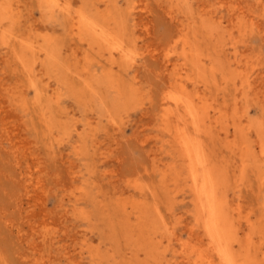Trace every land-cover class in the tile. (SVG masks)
Wrapping results in <instances>:
<instances>
[{
	"label": "rangeland",
	"instance_id": "1",
	"mask_svg": "<svg viewBox=\"0 0 264 264\" xmlns=\"http://www.w3.org/2000/svg\"><path fill=\"white\" fill-rule=\"evenodd\" d=\"M44 1L0 0V264H217L182 128L264 264V0Z\"/></svg>",
	"mask_w": 264,
	"mask_h": 264
},
{
	"label": "bare ground",
	"instance_id": "2",
	"mask_svg": "<svg viewBox=\"0 0 264 264\" xmlns=\"http://www.w3.org/2000/svg\"><path fill=\"white\" fill-rule=\"evenodd\" d=\"M47 1V0H45ZM44 1V2H45ZM51 1V0H49ZM48 2V1H47ZM53 3V2H51ZM56 4V3H55ZM67 4V3H66ZM47 5V4H46ZM49 5V4H48ZM49 7V6H48ZM61 9V8H60ZM65 9V7H64ZM68 9V8H67ZM63 10V8H62ZM61 14V13H60ZM69 15V14H68ZM86 15L85 13L83 14L81 11L78 12V14L76 16H74L70 21L69 23L71 24V27H70V24L68 23V28H70V32H72L75 36L77 35H80L82 34V32L84 33V31H86V27H89V29H93L92 30V33L94 32L95 30V24L93 25L92 23L89 24L88 22V26H87V23L85 22V16ZM11 16V15H10ZM69 18H67L68 20ZM89 21V19H88ZM68 22V21H67ZM91 22V21H90ZM92 22L94 23V21L92 20ZM67 28V29H68ZM101 28V27H100ZM99 28V29H100ZM103 30V28H102ZM101 31V30H100ZM91 32V31H90ZM89 32V33H90ZM71 33V34H72ZM94 33H97L94 32ZM93 33V34H94ZM99 34V36H101L102 34H100L99 32L97 33ZM97 34H94L95 36ZM104 34V33H103ZM82 36V35H81ZM98 36V35H97ZM110 36V35H109ZM105 36H103L104 38ZM85 38V36H84ZM111 38V37H110ZM87 39V38H86ZM106 39V38H105ZM104 39V40H105ZM48 40V39H46ZM82 40V39H81ZM103 40V41H104ZM110 40V39H108ZM45 41V39H44ZM51 41V40H50ZM47 41H45L46 43ZM106 40L104 41V44H105ZM107 45V43H106ZM30 47V46H29ZM34 47V46H33ZM112 47V46H111ZM119 46L117 45V48ZM113 48V47H112ZM116 48V47H115ZM114 51H117L114 50ZM122 49L120 50V53H123L121 52ZM119 54V53H117ZM122 55V54H121ZM89 86H92V85H89ZM88 87V86H87ZM88 88H91V87H88ZM100 88V87H99ZM112 90V89H111ZM95 91V90H94ZM182 91V90H181ZM112 92V91H111ZM172 94L173 92L170 91ZM113 93V92H112ZM168 92V94H171ZM94 94L96 95V92H94ZM166 93L165 95H167L165 97V100H167V102L169 101L170 103H172V105H174L175 108H183L184 110V113L188 119H190V122H191V126H195L194 124V121L196 120L197 118V114L196 111H195V104H194V108L189 104V102H187L184 98L182 97H179V96H176L175 93L174 95H169ZM182 94H184L182 92ZM185 96V94L183 95ZM95 97V96H94ZM186 97V96H185ZM164 101V99H163ZM168 103H164V105L167 106ZM163 105V104H162ZM171 105V104H170ZM169 107V106H168ZM167 107V108H168ZM164 108V106H163ZM162 108V112H163V115L165 114H170V109H167V108ZM174 108V109H175ZM199 109V107H197ZM196 108V109H197ZM174 109L172 110V112H174ZM179 110V109H178ZM181 111V109H180ZM199 112V111H198ZM175 113V112H174ZM173 113V114H174ZM172 114V115H173ZM199 115V114H198ZM174 116V115H173ZM177 117V116H175ZM164 118V117H163ZM170 118V116H169ZM185 118V119H187ZM165 119L167 118H164V120L162 119V122L163 121H166ZM168 120V119H167ZM198 120V118H197ZM173 121V119H172ZM171 121V122H172ZM164 123V122H163ZM167 123V122H166ZM164 123V124H166ZM176 123V121H175ZM178 123V122H177ZM169 124V123H168ZM167 124V125H168ZM173 124V122H172ZM179 124V123H178ZM181 125V124H179ZM183 125V124H182ZM181 125V126H182ZM197 125V124H196ZM179 126L178 129L181 127ZM177 127V125H176ZM175 128V127H174ZM182 128V127H181ZM185 128V127H184ZM190 127H186L185 129H187ZM196 128V126H195ZM195 128L193 130H195ZM198 128V127H197ZM196 128V130H197ZM181 131H179L180 133H178V136L176 135V138H179V146L183 152V157H184V161L186 162V169H188V177L190 179V189H191V192L193 194V198H194V204H195V208H197L199 214H200V219H201V223H202V232H203V235L205 236L206 240H207V246L209 247V250L211 251L210 254H212V256H214V259L215 257L217 258L218 260V263L217 264H249V261L247 260H239L237 258V256L234 255V253H232V250H231V246H232V238L230 237V227L228 225V220L226 221V217L223 213V208H222V203L219 199V194H217V187H215V181L213 178L215 177H212V173L210 171V169L207 167L206 165V161L205 159L203 158L202 154H201V150H200V147H199V144L198 142H196L192 137V136H189L191 135L192 133H189V135L187 134V132H185L182 129H179ZM178 131V130H177ZM176 132V131H175ZM173 131V133H175ZM171 133V132H170ZM172 134V133H171ZM175 138V137H174ZM175 138V139H176ZM177 141V140H176ZM178 144V143H177ZM245 151V150H243ZM214 176V175H213ZM219 191V190H218ZM221 198V197H220ZM229 207V206H228ZM232 207V206H230ZM230 209V208H229ZM263 209V208H262ZM226 211V210H225ZM235 212V211H234ZM236 218V217H235ZM237 220V219H236ZM262 221V220H261ZM198 225V224H197ZM246 225V223H245ZM239 226V225H238ZM257 226V225H256ZM199 227V225H198ZM232 227V226H231ZM258 228V227H257ZM245 229V228H244ZM262 229V228H261ZM260 230V229H259ZM262 231V230H261ZM254 232H256V230H254ZM243 239L246 238L245 237V233H243ZM255 235V234H254ZM258 235V234H257ZM253 236V235H252ZM152 237V236H151ZM256 240V239H255ZM242 241V240H241ZM244 241V240H243ZM259 242V241H258ZM256 244V243H255ZM254 244V245H255ZM253 245V244H252ZM237 246V245H236ZM208 252V251H207ZM244 252V251H242ZM263 252V251H262ZM205 254V253H204ZM257 254V253H256ZM201 255V254H200ZM212 256L210 258H212ZM258 256V254H257ZM243 258V257H242ZM260 258V257H259ZM263 258V257H261ZM241 259V258H240ZM188 259H186L187 261ZM201 260V259H200ZM208 260V259H207ZM216 260V259H215ZM253 261V260H252ZM195 263V262H194ZM211 263V262H210ZM209 263V264H210ZM252 264V263H251Z\"/></svg>",
	"mask_w": 264,
	"mask_h": 264
}]
</instances>
